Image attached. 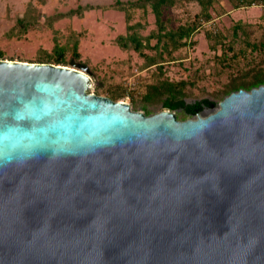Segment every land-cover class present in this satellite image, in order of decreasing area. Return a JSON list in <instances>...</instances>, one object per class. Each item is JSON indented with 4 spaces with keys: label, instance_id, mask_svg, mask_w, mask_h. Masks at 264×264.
I'll return each mask as SVG.
<instances>
[{
    "label": "water",
    "instance_id": "1",
    "mask_svg": "<svg viewBox=\"0 0 264 264\" xmlns=\"http://www.w3.org/2000/svg\"><path fill=\"white\" fill-rule=\"evenodd\" d=\"M91 81L0 59V264H264V84L180 120Z\"/></svg>",
    "mask_w": 264,
    "mask_h": 264
},
{
    "label": "rangeland",
    "instance_id": "2",
    "mask_svg": "<svg viewBox=\"0 0 264 264\" xmlns=\"http://www.w3.org/2000/svg\"><path fill=\"white\" fill-rule=\"evenodd\" d=\"M209 12L207 20L198 2L180 0L163 8L159 24L150 0H0V57L47 61L63 46L68 66L89 69V93L108 96L123 87L116 101L133 109L150 83L187 80V102L208 98L217 107L223 90L264 68V6L236 8L232 0H215ZM180 26L190 36L172 49L161 38ZM128 36L140 41L139 50L120 39ZM215 41L221 43L213 47ZM151 108V114L164 110L160 103ZM133 110L143 112L140 105Z\"/></svg>",
    "mask_w": 264,
    "mask_h": 264
},
{
    "label": "trees",
    "instance_id": "3",
    "mask_svg": "<svg viewBox=\"0 0 264 264\" xmlns=\"http://www.w3.org/2000/svg\"><path fill=\"white\" fill-rule=\"evenodd\" d=\"M152 11L156 16L157 22L160 24L162 10L164 7L175 5L177 1L180 0H150ZM198 2L201 7L202 15L207 19H211V13L209 9L215 2V0H193ZM234 7L239 8L243 6H252L263 5L264 0H232ZM89 7V6H88ZM237 29V27H236ZM190 36V31L188 28L180 26L176 31L173 32H164L162 36V41L168 47L172 46V49H177L182 45L187 43V38ZM122 40L131 41L134 44V47L140 49V41L135 36L121 37ZM186 39V40H184ZM212 40V39H211ZM219 41H215L212 46L215 47ZM126 43H123L125 45ZM74 56L78 57L77 45L74 47ZM65 49L63 46H56L54 50V55L50 56L49 60H38L30 62H44V63H54L67 65L65 58ZM0 59H3L0 57ZM12 60V59H11ZM187 80L180 81H171L167 78H163L157 82H152L146 87V92L142 96L139 104L133 102V109L137 108L140 105L141 109L146 115H151L152 108L151 106L157 103H160L163 109H169L171 111L180 110L177 117L180 120H185L196 116L197 113L201 112L205 107H213L217 104L215 100H210L208 98H202L195 100L194 102H187L186 89H187ZM264 84V68H257L252 76V78L246 82H236L230 85L226 90L222 91L221 99L225 98L233 91H237L241 88L250 90L253 87H258ZM125 94V88L121 87L118 90H110L107 97H110L113 100H119Z\"/></svg>",
    "mask_w": 264,
    "mask_h": 264
},
{
    "label": "clouds",
    "instance_id": "4",
    "mask_svg": "<svg viewBox=\"0 0 264 264\" xmlns=\"http://www.w3.org/2000/svg\"><path fill=\"white\" fill-rule=\"evenodd\" d=\"M19 119H20V120H24V119H25V116H24L23 113H20V114H19Z\"/></svg>",
    "mask_w": 264,
    "mask_h": 264
},
{
    "label": "built area",
    "instance_id": "5",
    "mask_svg": "<svg viewBox=\"0 0 264 264\" xmlns=\"http://www.w3.org/2000/svg\"><path fill=\"white\" fill-rule=\"evenodd\" d=\"M125 102H127V101H125Z\"/></svg>",
    "mask_w": 264,
    "mask_h": 264
}]
</instances>
